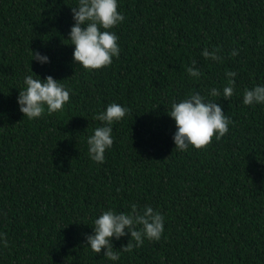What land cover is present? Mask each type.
Segmentation results:
<instances>
[{"label":"trees","instance_id":"obj_1","mask_svg":"<svg viewBox=\"0 0 264 264\" xmlns=\"http://www.w3.org/2000/svg\"><path fill=\"white\" fill-rule=\"evenodd\" d=\"M117 4L119 56L86 70L68 40L78 0H0V233L8 240L0 264H264V104L243 103L245 90L264 86V0ZM205 49L222 59H205ZM228 71L237 73L234 95L211 97L213 88L223 93ZM28 75L70 91L62 111L23 117L17 98ZM194 93L231 123L206 149L180 151L167 113ZM112 103L129 111L113 122V145L97 163L87 140ZM133 204L163 215L160 240L129 253V235L113 238L115 261L94 253L86 238L95 219Z\"/></svg>","mask_w":264,"mask_h":264},{"label":"clouds","instance_id":"obj_2","mask_svg":"<svg viewBox=\"0 0 264 264\" xmlns=\"http://www.w3.org/2000/svg\"><path fill=\"white\" fill-rule=\"evenodd\" d=\"M74 24L70 28L68 40L74 45L72 53L73 61L80 64L86 70H98L111 65L112 58L118 57L120 48L117 35L111 31L119 25L124 16L118 11L117 0H78V6L72 7ZM219 50L202 51L205 59L213 61L221 60L217 54ZM32 52V59L40 63H47L48 57L39 52ZM238 55L233 49L231 56ZM195 64V61H193ZM187 72L191 77L198 78L202 75L195 67H188ZM228 77V85L223 93L215 88L210 90V96L228 99L234 95V71L225 73ZM52 76H46L43 80L28 75L24 78L25 89L19 91L17 103L23 117L29 120L38 119L45 113L50 115L62 111L70 100V91L57 82ZM245 105L264 104V86H255L245 90L243 94ZM128 109L117 103H112L106 110L94 118L103 122V126L97 127L94 134L88 140V155L97 162L105 161V151L113 145L112 124L120 121L128 113ZM176 125L173 135L175 148L186 151L189 145L196 149H206L213 137L220 140L228 131L230 119L224 115L221 106L214 100H206L199 93H194L179 103H173L167 113ZM164 217L151 206H145L142 210L137 205H131L130 213H116L113 210L104 211L94 221V234L87 236V244L94 253H103L110 260H118L120 253L114 251L112 239H120L125 235L131 237V241L124 246V252H132L133 248H139L148 241H159L164 231ZM0 242L4 247L8 246L7 236L0 233Z\"/></svg>","mask_w":264,"mask_h":264}]
</instances>
